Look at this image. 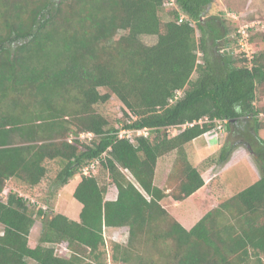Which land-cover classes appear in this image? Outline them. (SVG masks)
Listing matches in <instances>:
<instances>
[{
	"label": "trees",
	"instance_id": "trees-1",
	"mask_svg": "<svg viewBox=\"0 0 264 264\" xmlns=\"http://www.w3.org/2000/svg\"><path fill=\"white\" fill-rule=\"evenodd\" d=\"M166 2L0 0V264L101 263L106 227L128 228V245L116 243L113 254L125 264L135 244L169 264H263L264 49L251 58L237 52L254 26L233 32L217 0ZM113 96L123 106L117 123L96 107ZM219 125L228 141L241 137L262 177L188 229L162 201H183L205 185L186 145ZM122 128L134 135L119 137ZM82 132L95 137L80 140ZM231 145L222 146L220 164ZM172 152L163 188L155 183L158 161ZM48 160L59 161L60 186L80 176L79 220L17 188L3 196L9 180L39 185ZM110 188L115 200L106 199ZM38 219L40 238L32 241ZM55 244L71 254H57Z\"/></svg>",
	"mask_w": 264,
	"mask_h": 264
},
{
	"label": "rangeland",
	"instance_id": "rangeland-1",
	"mask_svg": "<svg viewBox=\"0 0 264 264\" xmlns=\"http://www.w3.org/2000/svg\"><path fill=\"white\" fill-rule=\"evenodd\" d=\"M219 8L225 10V19L228 25L237 32L239 29L253 27L251 29V37L249 41L244 40L243 45L238 47L237 52H245L246 55L252 56L260 50L264 49V0H217ZM167 10V11H166ZM170 9H165L161 12L163 19H168L167 12ZM169 13V12H168ZM247 38V36H246ZM142 39L147 44H153L156 42V36L143 35ZM251 58V57H250ZM196 74L193 75V78ZM102 92L106 90L101 89ZM97 109L107 116L113 123H117V120L123 116L122 103L113 96L106 103H100L96 105ZM261 116H264L262 114ZM181 128H171L169 133L171 135L178 133ZM260 136L264 138V129L260 131ZM231 138V137H230ZM241 137L227 139L226 130L210 131L200 136V138L194 142V140L186 145V150L189 155L190 161L193 165L204 173L207 178H210L209 183L211 188H216L217 193L219 189L223 188L226 192L225 197H228L234 193H237L244 188L248 187L252 183L258 181L262 177V172L258 161L248 150L245 144L239 142ZM199 143V144H198ZM234 144V145H231ZM232 146L229 158L224 164L219 163V153L222 146ZM210 146V147H209ZM175 152L169 153L161 161L160 167L156 172V184L158 186H164L167 181V177L173 166ZM46 165L49 169L48 174L41 181V183L35 187H29L24 184H20L14 180L7 181L3 196H6L7 192L11 188H17L34 204L43 205L46 210L53 209L55 212H61L74 220H79V213L82 204L74 197V189L77 186L80 176L72 177L69 182L60 186L57 183V175L61 169L59 161L48 160ZM204 171V172H203ZM96 174H101L97 171ZM210 176V177H209ZM103 177H106L105 175ZM106 181L107 179L102 178ZM206 191L204 194H211ZM214 191L210 195L209 202H213L215 199ZM223 194V193H222ZM170 198V197H169ZM167 202L168 199L163 202ZM208 202V201H207ZM202 200L198 201L196 197L183 201L180 205L169 206V203L165 207L174 215L186 228H191L200 219L197 218L199 213L198 209H204L207 206ZM208 202V203H209ZM197 203H201L197 206ZM169 206V207H167ZM203 207V208H202ZM193 217V218H189ZM43 222L38 219L33 226L30 234L32 241H38L40 238V232ZM105 235V247L104 255L102 256V262L96 264H125L115 261L113 259L115 244H121L122 246L128 245L129 231L126 227L109 228L104 229ZM56 253L63 256H69L71 251L60 244H55ZM132 254L135 258H131L126 264H169L168 259L160 257V255L152 248V246L135 244L130 247ZM120 257V254L118 255ZM141 256V260L138 259ZM264 264V261H263Z\"/></svg>",
	"mask_w": 264,
	"mask_h": 264
},
{
	"label": "crops",
	"instance_id": "crops-1",
	"mask_svg": "<svg viewBox=\"0 0 264 264\" xmlns=\"http://www.w3.org/2000/svg\"><path fill=\"white\" fill-rule=\"evenodd\" d=\"M200 137H198V138H196L195 140H194V142L195 141H197L198 139H199ZM199 144V143H198ZM210 147V146H209ZM168 155V154H167ZM164 157H166V155L165 156H163V157H161L160 159H159V161H158V167H157V171H158V168L160 167V164H161V161H162V159L164 158ZM204 172V171H203ZM203 175V177H204V179H205V185L202 187V188H200L199 190H197L194 194H192L191 196H189L188 198H186L185 200H188V199H193L194 197H196L197 199H198V201H200V200H202V201H204V202H209V197H210V195H212V192L214 191V194L213 195H215V199H214V201L213 202H207L206 204H203L202 206H207L206 208H204V209H199V208H197L198 209V211H199V213H198V215H197V218H202L203 216H204V214L207 212V211H209L210 209H212V208H214L215 206H217L218 205V203H219V201L223 198V197H225V193L224 192H226L223 188H221V189H219V192L220 193H217V189L216 188H211L210 186H211V184L209 183V181H210V179H211V177L210 178H207L205 175H204V173L202 174ZM156 180V179H155ZM155 183H156V181H155ZM157 185V184H156ZM164 186H165V184H164ZM164 186H160V187H163L164 188ZM208 187H209V190H207V192L208 193H210L211 192V194H204V193H202V192H204V191H206V189H208ZM210 191V192H209ZM223 193V194H222ZM116 197H117V191L115 190V189H113V188H110L109 189V191L107 192V194H106V199H109V200H115L116 199ZM166 199H168V201L166 202H163L164 200H166ZM166 199H164L163 201H162V203L163 204H165V205H167L168 203H169V206H171V205H173L174 204V206H176V205H180L183 201H185V200H183V201H175V200H173L172 198H166ZM200 204L201 203H197V206L198 207H201L200 206ZM164 205V206H165ZM169 206H167V207H169ZM203 208V207H202ZM178 218V217H177ZM189 218H193V217H189ZM199 219V220H200ZM198 220V221H199ZM197 221V222H198ZM116 228H120V227H116ZM188 229H190V228H188Z\"/></svg>",
	"mask_w": 264,
	"mask_h": 264
},
{
	"label": "built area",
	"instance_id": "built-area-1",
	"mask_svg": "<svg viewBox=\"0 0 264 264\" xmlns=\"http://www.w3.org/2000/svg\"><path fill=\"white\" fill-rule=\"evenodd\" d=\"M174 0H167L166 4L167 5H173ZM183 19V15L181 16V20ZM246 28H248V25L246 26ZM244 36L246 38V36H248L247 31H245ZM243 44V43H242ZM249 56V54H247ZM251 57V56H250ZM187 125H193V123L190 124H184L182 127H186ZM219 129L222 130L221 126H218ZM134 130H130V129H126V128H122L120 129V131L118 132L119 137H126V138H131L134 135ZM138 134H145L147 135L148 131L146 129H139L136 131ZM95 137V135L93 133H89V132H82L79 134L78 138L80 140H84V141H92L93 138ZM98 160L92 162L90 165H87L84 168V172H86L87 174H90L91 170H96L97 165H98Z\"/></svg>",
	"mask_w": 264,
	"mask_h": 264
}]
</instances>
